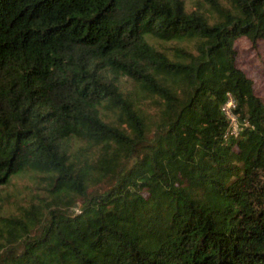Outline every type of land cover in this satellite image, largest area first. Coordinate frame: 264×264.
I'll use <instances>...</instances> for the list:
<instances>
[{
  "label": "trees",
  "instance_id": "obj_1",
  "mask_svg": "<svg viewBox=\"0 0 264 264\" xmlns=\"http://www.w3.org/2000/svg\"><path fill=\"white\" fill-rule=\"evenodd\" d=\"M240 38L264 0H0V187L39 191L0 216V264H264Z\"/></svg>",
  "mask_w": 264,
  "mask_h": 264
},
{
  "label": "rangeland",
  "instance_id": "obj_2",
  "mask_svg": "<svg viewBox=\"0 0 264 264\" xmlns=\"http://www.w3.org/2000/svg\"><path fill=\"white\" fill-rule=\"evenodd\" d=\"M185 1L188 7H192L198 0ZM234 47L238 52L237 66L253 81L256 95L264 98V41L253 46L245 38H240L234 42ZM106 186V183L100 186L91 184L88 192ZM36 187L27 173L14 177L8 186L0 187V216L16 214L19 206L25 205L33 194L39 192Z\"/></svg>",
  "mask_w": 264,
  "mask_h": 264
},
{
  "label": "built area",
  "instance_id": "obj_3",
  "mask_svg": "<svg viewBox=\"0 0 264 264\" xmlns=\"http://www.w3.org/2000/svg\"><path fill=\"white\" fill-rule=\"evenodd\" d=\"M234 108H235L234 100L232 99L231 96L228 95V98L226 102L223 104L221 110L229 121L227 135L230 136H236L240 129L238 126L237 119L233 113Z\"/></svg>",
  "mask_w": 264,
  "mask_h": 264
}]
</instances>
